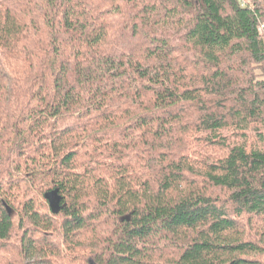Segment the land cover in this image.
<instances>
[{"label":"trees","instance_id":"16d2710c","mask_svg":"<svg viewBox=\"0 0 264 264\" xmlns=\"http://www.w3.org/2000/svg\"><path fill=\"white\" fill-rule=\"evenodd\" d=\"M262 24L264 0H0V264H264Z\"/></svg>","mask_w":264,"mask_h":264},{"label":"rangeland","instance_id":"374dc122","mask_svg":"<svg viewBox=\"0 0 264 264\" xmlns=\"http://www.w3.org/2000/svg\"><path fill=\"white\" fill-rule=\"evenodd\" d=\"M235 123V122H234ZM240 126H243L245 127L246 126V123L245 122H239L238 123ZM264 145V142L262 141L260 143V147ZM192 168L197 171V172H204L205 171V168L202 164L198 163V162H194L192 164ZM82 237L81 238H78V240L82 241L84 244H88V243H91L92 240L89 239V236L87 234H82L81 235Z\"/></svg>","mask_w":264,"mask_h":264},{"label":"built area","instance_id":"2783aa9c","mask_svg":"<svg viewBox=\"0 0 264 264\" xmlns=\"http://www.w3.org/2000/svg\"><path fill=\"white\" fill-rule=\"evenodd\" d=\"M264 30V25L262 24L260 27H259V31L262 32Z\"/></svg>","mask_w":264,"mask_h":264}]
</instances>
